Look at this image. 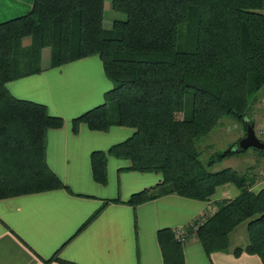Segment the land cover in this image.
<instances>
[{"label":"trees","instance_id":"16d2710c","mask_svg":"<svg viewBox=\"0 0 264 264\" xmlns=\"http://www.w3.org/2000/svg\"><path fill=\"white\" fill-rule=\"evenodd\" d=\"M109 7L123 14L110 28L103 27L104 0H33L27 13L0 23V199L67 189L45 158L46 132L63 120L42 104L14 98L6 83L96 55L111 88L102 104L72 120V130L84 123L134 132L90 154L93 180L106 183L111 155L128 159L131 171L161 175L159 184L130 196L132 206L165 194L206 201L231 183L238 195L218 204L194 237L207 256L227 251L230 232L247 222L246 245L232 252L253 253L264 264V191L250 190L248 173L213 169L238 153L231 146L211 150L213 132L226 119L252 125L246 116L263 100L264 0H110ZM157 240L163 264H184V244L171 229L159 230Z\"/></svg>","mask_w":264,"mask_h":264},{"label":"crops","instance_id":"0c3cea01","mask_svg":"<svg viewBox=\"0 0 264 264\" xmlns=\"http://www.w3.org/2000/svg\"><path fill=\"white\" fill-rule=\"evenodd\" d=\"M32 3L0 0V23L24 15ZM46 50H42V66L48 63L49 55H43ZM110 88L96 55L45 67L6 83L14 98L42 104L50 115L63 120L62 127L46 132L45 158L67 189L0 199V264H60L54 256L74 264H163L159 230L182 227L189 231L201 216L212 215L218 204L238 195V188L228 183L217 186L206 201L165 194L132 206L126 203L130 196L159 184L161 175L131 171L128 159L111 155L106 156V183L95 182L90 154L126 140L134 129L113 125L96 131L80 123L74 132L71 122L102 104ZM254 124L264 128V110ZM263 163L264 158H254L253 165L243 171L254 176L250 190L255 194L264 191V175L257 172ZM246 225L229 235V242L243 235L242 245L230 243L227 251L209 256L191 237L183 246L184 264H262L253 253L232 252L246 245Z\"/></svg>","mask_w":264,"mask_h":264},{"label":"rangeland","instance_id":"374dc122","mask_svg":"<svg viewBox=\"0 0 264 264\" xmlns=\"http://www.w3.org/2000/svg\"><path fill=\"white\" fill-rule=\"evenodd\" d=\"M105 6H104V20H103V27L104 28H110L112 21L115 18H123V14L115 12L111 10L109 7L110 0H104ZM47 54L49 55V51H44L43 55ZM264 100V97L262 98ZM263 100H261L260 103L256 104V106L249 112V115L246 116V121L249 123L251 122L253 125V122L255 123V119L257 120L258 114H263L264 110V103ZM191 106V96L190 94L186 97V111H189ZM251 116L254 118L253 122L251 121ZM257 123V122H256ZM258 124H254V132L256 133V129H259L257 126ZM246 132V128L241 124L240 122L233 121L230 118L226 119L223 126L217 128L213 132V145L211 146V150H213L216 147V150L222 151L224 149H227L228 146L232 147V150L235 149L237 146V143L241 138L244 137ZM254 158L261 160L264 158V155L259 153L257 149L254 148H248L243 152L234 153L231 157H226L223 160L217 162L213 169H220L223 167H232L239 173H243L244 169H247V167H250V165H253ZM259 166L257 170L260 168ZM246 222L240 223L236 228H240V226H244ZM233 231V230H232ZM231 231V232H232ZM230 232V233H231ZM234 232V231H233ZM238 241V242H236ZM231 245L233 243H238L237 245H242L244 243V237L243 235H240L238 239H235L232 237V241L230 242Z\"/></svg>","mask_w":264,"mask_h":264},{"label":"built area","instance_id":"2783aa9c","mask_svg":"<svg viewBox=\"0 0 264 264\" xmlns=\"http://www.w3.org/2000/svg\"><path fill=\"white\" fill-rule=\"evenodd\" d=\"M264 103V100H263ZM256 136L264 143V128L256 129ZM259 167V166H258ZM258 173L264 175V163L263 165L257 170ZM207 216H201L199 221L195 224L189 226L190 230H186L185 228L179 227L173 230L174 237L177 242L185 244L191 237L194 236L198 226H200Z\"/></svg>","mask_w":264,"mask_h":264},{"label":"water","instance_id":"95a60500","mask_svg":"<svg viewBox=\"0 0 264 264\" xmlns=\"http://www.w3.org/2000/svg\"><path fill=\"white\" fill-rule=\"evenodd\" d=\"M254 148L257 150L264 149V143L256 136L253 125H246V132L243 138L239 140L237 146L233 150L234 152H243L248 148Z\"/></svg>","mask_w":264,"mask_h":264}]
</instances>
